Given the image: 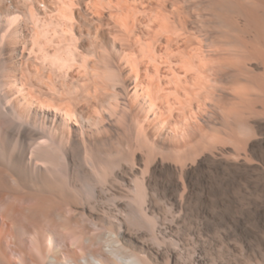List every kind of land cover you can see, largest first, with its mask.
I'll return each instance as SVG.
<instances>
[{
  "label": "bare ground",
  "instance_id": "obj_1",
  "mask_svg": "<svg viewBox=\"0 0 264 264\" xmlns=\"http://www.w3.org/2000/svg\"><path fill=\"white\" fill-rule=\"evenodd\" d=\"M204 1L230 6L247 24L258 8L264 25V0ZM192 3L0 0V264H207L198 245L186 254L166 235L188 204L202 209L209 195L217 205L233 180H206L219 168L196 159L150 158L151 148L187 144L193 108L185 86L202 59L188 35V26L202 32ZM92 65L115 71L113 90ZM107 131L134 135L150 153L140 158L137 194L121 203L119 153L99 148ZM157 170L165 177L156 179ZM157 196L169 210L158 211ZM250 209L237 223L264 224L260 209Z\"/></svg>",
  "mask_w": 264,
  "mask_h": 264
},
{
  "label": "rangeland",
  "instance_id": "obj_2",
  "mask_svg": "<svg viewBox=\"0 0 264 264\" xmlns=\"http://www.w3.org/2000/svg\"><path fill=\"white\" fill-rule=\"evenodd\" d=\"M192 1L190 8L191 11L193 10L192 13L199 17L202 32L192 33L188 26V35L191 38L190 46L200 47L202 59L197 66L199 77H196L197 73H195L194 78L197 79H190L185 86L190 99L188 103L193 108L190 111V131L186 138L188 145H181L180 149H161L162 153L158 148L156 150L151 148L150 151H154L150 154L143 140L139 138L137 139L140 141L134 140L136 139L134 135L131 137L127 133H121L116 139L117 137L111 132L105 133V131L99 134L100 138L103 137L104 143H102L104 146L101 144L99 148L105 149L103 151L112 156L119 153L122 168H120V203L137 194L133 184L138 185L142 174L140 172L145 167L144 163H141L144 160L140 161L141 156L149 157L150 154L152 159L153 156L159 157L160 154L161 156L165 154L167 161L171 163L196 159L200 161L199 165L203 169L213 164L218 166L219 171L214 176L208 173L203 175L206 180L210 178L220 180L225 177L229 181L233 180L227 194H218L216 198L219 201L215 206L211 204L212 197L209 195H205L202 209L198 210L193 203L188 204L181 220L171 225V232L168 231L166 240L172 239L174 242L171 246L180 250L185 248L182 251L187 252L186 254H190V248L198 245L207 264L213 261L224 264H264V224L245 221L241 225L236 221L242 216L243 208H251V211L260 209L261 214L264 215V31H262L264 25L261 21L263 20L261 10L254 9L252 12L257 17H254L253 23L251 21L252 24H247L230 6L222 8L209 6L204 0ZM217 18L219 23L216 21ZM237 20L240 23H235ZM254 33L256 34L253 35ZM252 35L255 36L254 39ZM259 46H262L261 49ZM242 47L245 49L244 52L241 51ZM88 70L100 82H104L110 91L113 90L109 84H112L113 76L114 80L117 79L115 71L113 73V70L102 65H92ZM111 75L113 76L110 77ZM114 84L117 86L120 81L116 80ZM180 97L187 98L181 94ZM125 139L127 142L134 141V144L129 142L130 147L125 146ZM116 162L113 164L117 165ZM133 162H136L140 170L138 168L134 171L130 170V164ZM125 165L128 167H124ZM230 165L233 172L225 171ZM137 172L138 174H135ZM165 175L157 170L154 177L161 179ZM155 198L158 211L169 210V202L162 197ZM121 213L123 214L122 211ZM173 213L177 211L174 210ZM212 215L215 217L214 220L211 219ZM150 226L148 223L149 230Z\"/></svg>",
  "mask_w": 264,
  "mask_h": 264
}]
</instances>
